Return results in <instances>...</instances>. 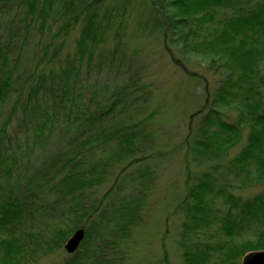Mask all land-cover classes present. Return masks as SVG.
Wrapping results in <instances>:
<instances>
[{
  "label": "trees",
  "instance_id": "1",
  "mask_svg": "<svg viewBox=\"0 0 264 264\" xmlns=\"http://www.w3.org/2000/svg\"><path fill=\"white\" fill-rule=\"evenodd\" d=\"M107 1L0 0V264H41L80 228L79 250L53 264H140L147 165L174 152L154 126L152 45L197 83L194 63L215 77L177 149L178 256L243 264L264 251V187L243 194L264 186V0Z\"/></svg>",
  "mask_w": 264,
  "mask_h": 264
},
{
  "label": "rangeland",
  "instance_id": "2",
  "mask_svg": "<svg viewBox=\"0 0 264 264\" xmlns=\"http://www.w3.org/2000/svg\"><path fill=\"white\" fill-rule=\"evenodd\" d=\"M139 1L138 5H141L142 0ZM118 2L119 0H108L107 5H116ZM148 51L145 52L150 58L146 80L155 86L154 107L156 109L161 107L162 111L154 123L162 140L159 149L163 151L170 145V150L172 149L174 152L164 160L151 161L147 165L154 171L157 170V181L155 180L151 191L148 192L149 216L147 222L135 231L136 242L133 252L136 262L140 264H182L175 248L177 233H179V227L177 229L175 223L179 216H170L169 214L176 204V197L186 192V149L184 147L177 149L190 132L193 110L198 108L204 100L205 84L210 83L212 86L215 77L212 72L205 69V64L194 63L189 67L204 74L200 79L201 82L197 83L191 76L173 64L161 45H152ZM226 114L228 122L236 121V114L229 112ZM197 125L198 121L195 120L193 127L195 128ZM236 150L238 149L234 151ZM160 163H164L165 166H160ZM133 174H137V171L135 170ZM114 179V176L112 179L110 178L104 189L109 188ZM252 187L248 188L250 190H244L243 194L259 192L263 190L264 186ZM237 188V191L243 189ZM104 189L100 191L99 196H102ZM253 236V234H247L238 239L254 238ZM68 256L64 247L41 264L58 263Z\"/></svg>",
  "mask_w": 264,
  "mask_h": 264
},
{
  "label": "water",
  "instance_id": "3",
  "mask_svg": "<svg viewBox=\"0 0 264 264\" xmlns=\"http://www.w3.org/2000/svg\"><path fill=\"white\" fill-rule=\"evenodd\" d=\"M86 237V230L84 228L77 229L65 244V249L68 254H75L81 243ZM243 264H264V251L254 252L247 255Z\"/></svg>",
  "mask_w": 264,
  "mask_h": 264
}]
</instances>
